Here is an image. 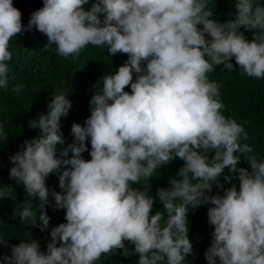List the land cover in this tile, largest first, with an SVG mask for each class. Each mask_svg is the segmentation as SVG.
<instances>
[{"label": "clouds", "instance_id": "9594fccd", "mask_svg": "<svg viewBox=\"0 0 264 264\" xmlns=\"http://www.w3.org/2000/svg\"><path fill=\"white\" fill-rule=\"evenodd\" d=\"M87 4L43 0L24 26L28 18L21 23L13 0H0V88L8 87L10 42L27 30L47 37L45 50H29L30 61L51 62L47 51L78 58L89 46L128 57L94 88L90 115L71 125L70 143L62 132L72 107L66 89L51 93L47 111L29 119L39 134L9 157V178L27 197L17 194L12 218L45 231L51 195L66 222L51 227L46 252L26 231L0 264H96L105 254L131 255L125 242L139 254L137 264H186L194 255L187 216L201 205H208L213 226L207 264H264V159L243 142L245 127L222 113V85L209 79L218 66L232 73L233 59L244 75L264 79V3L236 0L235 18L225 22L212 19L208 0H93L86 10ZM25 90L19 83L11 88ZM7 136L0 129V142ZM241 156L250 171L238 167ZM176 158L184 163L169 187L156 189L163 211L153 213L150 180ZM50 175L62 191L46 185ZM221 176L238 179L239 188L223 189ZM213 185L223 194L210 195ZM3 200H16L11 185L0 184ZM0 245L8 240L0 237Z\"/></svg>", "mask_w": 264, "mask_h": 264}, {"label": "trees", "instance_id": "16d2710c", "mask_svg": "<svg viewBox=\"0 0 264 264\" xmlns=\"http://www.w3.org/2000/svg\"><path fill=\"white\" fill-rule=\"evenodd\" d=\"M93 0L85 5L87 10ZM264 3V0H259ZM236 0H208V7L214 10L212 19L218 22H225L235 18ZM29 18L22 24L27 26ZM243 30V29H242ZM253 31H245V38L251 40ZM47 37L35 29L24 31L10 42L9 50L12 53V60L8 61V87L0 88V129L7 136V139L0 142V184L11 185L16 192V200L0 201V237L8 240L9 246L0 245V261L4 255H10V245L18 244L21 239H27L25 232L31 233V238L40 243V251L46 252V245L50 241V229L65 221L63 209H53L54 199L49 196L50 204L46 206L47 214L50 216L49 228L41 231L39 228L24 226L19 217L12 218V210L18 206L20 201L17 194L22 193L26 197L22 185L9 178V169L13 166L9 157L15 154L25 139L37 136L38 130L28 127L29 119L37 118L39 114L47 111L48 101L51 93L59 89L69 91V99L72 107L66 118H62V132L65 137V144L73 139L71 135V125L84 124L90 115L89 99L94 88L100 86L105 74L114 72L127 60V54L108 55L107 48L87 47L81 51L78 58L61 57L55 51L50 53L51 62H43L38 59L30 61L27 57L32 47L44 49ZM45 50V49H44ZM54 53V54H53ZM232 73L220 66L209 74V79L219 82L222 87L221 100L225 105L222 113L241 123L249 133V140L243 141L250 144L258 159H264V79L248 77L235 65ZM135 79V76L133 77ZM24 84L26 90L14 93L11 88L15 84ZM125 91L130 93V87ZM66 125V126H65ZM2 139V137H0ZM89 151L82 153L85 160L90 159V142H86ZM211 155V153H210ZM183 161L176 158L170 164L159 169L161 175L150 180V194L154 197L153 213L163 211L158 198L155 197L158 187H169V176L174 175L183 165ZM238 167L250 169V165L241 156ZM227 173V169H225ZM159 173H157L158 175ZM220 181L223 189L235 184L239 188L238 179L225 182L223 176ZM46 185L56 191H62L58 185L57 175H50L46 179ZM142 188V185H134ZM223 189H217L213 185L211 194ZM38 203V200H34ZM208 205H201L194 211H190L187 220L189 222V238L193 244L194 255L186 257V264H207L204 257L205 250L210 246L213 226L208 223ZM39 223V221H37ZM131 255L125 257L119 252L102 255L96 264H137L139 254L133 250L134 246L125 242Z\"/></svg>", "mask_w": 264, "mask_h": 264}, {"label": "water", "instance_id": "95a60500", "mask_svg": "<svg viewBox=\"0 0 264 264\" xmlns=\"http://www.w3.org/2000/svg\"><path fill=\"white\" fill-rule=\"evenodd\" d=\"M13 6L21 12V23H23L35 9L43 6V0H13Z\"/></svg>", "mask_w": 264, "mask_h": 264}]
</instances>
